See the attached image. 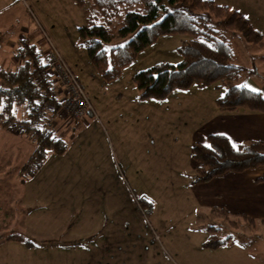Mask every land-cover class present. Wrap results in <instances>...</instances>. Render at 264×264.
I'll return each instance as SVG.
<instances>
[{"label": "rangeland", "instance_id": "obj_1", "mask_svg": "<svg viewBox=\"0 0 264 264\" xmlns=\"http://www.w3.org/2000/svg\"><path fill=\"white\" fill-rule=\"evenodd\" d=\"M15 1L8 0L9 3H3L8 8L0 17H12L19 13L18 20L26 19L23 10H18L13 3ZM21 1L24 3V0ZM212 1L242 14L252 28L262 35L264 42V0ZM30 8L33 9L32 6ZM73 11L55 4L48 8L46 14L54 22V30L62 31L49 33L48 36L65 52L71 48L86 55L85 50L74 42L76 33H69L73 30ZM83 12V9H79V26L84 24ZM45 22H50L46 16ZM216 28L222 29L220 25H216ZM9 30L8 28L6 31ZM226 36L233 44L235 63L250 70V74L242 76L237 84L260 92L263 96L264 46L252 49L239 33L226 32ZM187 38L185 35L161 36L139 52L116 79L104 81L98 75L96 79L83 82L82 88L86 96L92 103L94 100L99 107L98 112L93 115L97 123L92 121L90 126L81 128L80 131L75 127L69 133V139L65 141L67 150L63 154L47 156L46 164L39 165L31 173H28L31 166L28 162L18 169H10V162H19L25 151L18 148L19 143L11 145V136L15 132L0 127V177L3 180L1 185L10 192L8 196L3 195V199H0V234L20 233L25 240L33 241L37 244V252L43 258L42 264H214V259L218 258L228 261L225 252L212 249L211 254H206L198 245L199 239L204 238L206 234L216 235L210 229L208 233L205 226L220 224L221 218L213 215L191 216L189 201L181 194L177 195L181 185L171 181L172 175L177 177V171L185 161L182 157L186 139L182 132L185 129L190 130L187 129L190 124L186 122V117L190 116L188 113H194L198 117L199 103L196 101L200 98L208 102V97L213 95L219 98L224 89L209 87L207 90H200L198 97H195L194 101L192 99V105L179 106L177 101L169 98L176 97L179 100V90H173L167 99L140 100L132 81L134 74L156 63L176 64L180 61L176 47ZM8 51V62L13 64L17 57L15 59L11 49ZM192 119L195 121V118ZM173 138L178 140L177 144L173 143ZM14 152H17L15 157L12 155ZM174 155L180 159L178 163L172 162ZM50 163L59 167V170L51 167ZM26 175L33 176V183L41 176L44 177L39 184L45 186L38 188V193L50 186L47 193L45 192L47 195H71L66 207L75 209L71 219L67 221V231L64 232L66 235L43 228L44 223L48 225L45 222L46 219L49 221L47 215L51 217L52 214L53 218L54 214L52 210H43L44 215H41L42 209L38 207L40 202L27 214L26 222L23 221L25 217L21 215L25 208L18 203L15 207L12 202L17 200L21 191L18 179ZM52 178L55 179L53 183L48 180ZM142 199L146 200V203ZM57 202L61 204L62 200ZM109 225L122 226L127 228V232L118 228L119 230L113 229L106 235L105 230ZM250 227L255 235L251 236L259 255L250 256L251 247L245 245L244 236L247 235L242 232L243 235L238 234V251L234 252L239 258L236 264H264V234L260 232L264 228L259 221H255V226ZM92 228L95 231L97 229L95 238L98 236V245L107 242L108 246H111L107 255L97 254L94 246L88 245L86 240L89 236L86 234L90 233ZM71 229L73 233L69 235ZM153 233L154 241L150 242L148 239L153 237ZM68 235L86 237L73 241L66 239L65 236ZM45 236L48 239L42 241ZM22 249L21 244H7L0 249V254L6 252L7 257L11 259L26 256L30 259L32 255L24 253ZM94 255L98 257L97 263L89 260V257ZM30 261H16L15 264H34V261Z\"/></svg>", "mask_w": 264, "mask_h": 264}, {"label": "trees", "instance_id": "obj_2", "mask_svg": "<svg viewBox=\"0 0 264 264\" xmlns=\"http://www.w3.org/2000/svg\"><path fill=\"white\" fill-rule=\"evenodd\" d=\"M74 1L84 10V24L76 30L75 43L85 50L89 62L104 81L116 79L139 52L159 37L185 35L188 38L176 47L180 61L176 64L156 63L133 75L132 81L140 100L163 99L173 90L190 86L213 87L224 89L223 95L215 101L219 112L244 110L264 113V97L260 92L237 84L242 76L250 74V70L235 63L234 47L226 32L239 33L252 49L264 46L262 35L238 11L212 0ZM29 48L25 53L30 59L12 71L0 69V102L3 99L10 102L15 97L19 103L29 101L34 106L43 92L51 87L49 76L42 80L35 78L36 73L46 70L47 66L41 64L40 55ZM12 104L9 103L10 106ZM52 105L53 111L59 110L56 101ZM10 117L14 118L11 114ZM36 143L28 163L35 157L39 165L48 150L61 154L65 149L63 141L49 132L45 136H37ZM191 159L194 166L190 183L208 182L227 172L264 168V143L248 140L233 146L226 136L210 134L206 143L192 145ZM34 169L30 167L28 173ZM256 182L264 183V171ZM142 201L146 203V200ZM225 218L235 227L241 224L240 219L228 221L227 215ZM236 218L253 223L246 216ZM210 230L216 235H209L205 247L223 246L233 238V235H218L215 227H210ZM0 241L22 242L26 248L36 247L33 241L25 240L20 234L7 235Z\"/></svg>", "mask_w": 264, "mask_h": 264}, {"label": "crops", "instance_id": "obj_3", "mask_svg": "<svg viewBox=\"0 0 264 264\" xmlns=\"http://www.w3.org/2000/svg\"><path fill=\"white\" fill-rule=\"evenodd\" d=\"M3 3H9V2L8 0H0V14L3 13L4 10L8 8L6 4L4 5ZM13 3H15V6L18 8V10L20 8L23 10V14H25L26 19L18 20L19 13L13 15L12 17H0V69L2 71L5 72L12 71L15 68H17L21 63H23L25 60L30 59L27 53L24 52L21 54V57L16 59L17 57L16 55L20 51L19 46H20V41L22 39L27 40L28 48L29 46L32 47L33 51L38 55H40L41 64H44L46 62L49 43L60 53L58 49L59 45H57L56 43L54 44L53 41L48 36L50 35L49 33L52 34L57 31L59 32L61 31V29L54 30V22L51 21V19L46 14L47 9L53 7L54 4L74 10L73 11L74 19L73 17L71 19L73 23L72 25L73 30L69 31V33L73 31L74 33H76V30L79 27L80 24L79 9L81 10L82 8L74 0H24V3L21 0H16ZM30 6H32L33 11L31 10ZM45 16L50 20L49 23L45 22ZM76 17L79 18L76 19ZM82 17L84 20V14H82ZM13 26H15V28L11 29V27ZM8 28L11 31L10 30L6 31ZM8 32L11 34H7ZM12 33L14 34L12 35ZM60 33H62V31ZM19 34H21V36ZM15 35H17L16 36L17 39ZM44 36L48 38L49 43L45 41ZM28 48L26 52L30 49ZM59 48L62 51V54L60 53V55L63 57L64 61L72 70L74 76L76 77L81 87L83 85V82L87 83V81L93 80V78L96 79L98 74L94 70L91 63L88 61L87 55H84V53H82L79 50L74 51L71 48H68L69 50L65 52L64 50H62L61 47ZM8 49L12 50V53L16 59V62H14L13 64H9L8 62V57H9ZM262 80L263 78L260 79V81ZM207 88L209 87L190 86L187 89L178 91L179 92L178 96L180 97L178 98L179 100H177L176 97H169L171 96V93L173 91L164 99H167L169 97L170 100L177 101V103H179V106L184 104L192 105L193 104L192 99L194 101L195 97H198L197 94H200V90H207ZM137 96H138V92H137ZM216 97L217 95H213L212 97L209 96L207 99L208 102H205L204 99L199 98V100L196 101L197 103H199L197 106L198 117L195 116L194 113L191 115L190 112L188 113L190 116L188 117L185 116L186 122L190 124V126L187 128L190 130L187 131L185 129L184 132H182L186 139L185 144L187 148V149L184 148V156L182 157L183 161L184 159L185 161L182 163V165H180V170L177 171V177L176 175L175 177L172 175L171 181L178 182V184L181 185V188L178 190L177 195L181 194L182 197L187 198L190 205L189 213L191 216L213 215L216 217H220L221 218L220 224L211 227L217 228L218 235L220 236L233 235L232 240H229L227 244L210 249L209 247L204 246V243L207 241L209 237V234H206V236L204 237L206 239L204 238H201L202 240L199 239L200 242L198 245L201 251L206 254H211L210 250L214 249L215 251L225 252L227 254L228 261H226L225 259L218 258V260L214 259V264H236L237 263L236 261H238L239 258L235 256L234 252L238 251L237 239L238 238L240 239V236H238V234H242V232H244L247 235L244 236L246 237L244 238V241H246L244 243L247 247H251L252 254H250V256L259 255V253L257 252L258 249L256 248V243L254 242V239H252V236L254 234L251 232L252 230L250 226H255V221H259L261 226H263L264 228V183L256 182L257 177L264 171V168L258 167L254 169H248L239 173L227 172L220 176L214 177L208 182L192 184L190 183V177H191L190 173H192L194 165L191 159V149L194 143H203V144L206 143V138L210 134H222L226 136L229 142L233 146H236L248 140L261 141L262 143H264V113L249 112L244 110H237L231 113H221L219 112L216 106V102H215L217 99ZM89 101L92 104L93 113L92 114L86 113L81 118H74L71 116L60 117L56 114V111L53 112L51 111V113L50 112L48 113L54 125L53 129L51 130V135L56 139H61L65 144V149L63 153L67 150L65 141L69 139L67 137L69 136V133L73 129H75V127L78 129L77 131H80L81 128L85 129L88 126H90V123L92 121L93 122L97 121L96 119L93 118V115L95 116V113L98 112L97 110H99V107L94 102V100L93 103L90 99ZM185 110L186 111L188 110L187 107L185 108ZM9 113L11 114V116H13L18 120H24L27 119L29 116V108L27 107V105L17 102L15 106L13 105L9 107ZM192 117L195 118V121L192 119ZM179 125L183 126V124H179ZM0 127L4 128L3 126ZM10 143L12 146L19 143L20 145L18 146V148L20 147L23 149V151H25L23 156L19 158V162L18 160H12L10 162L11 163L9 165L10 169H18V167H21L23 164L28 162V159L34 152L37 146L36 138L30 136L28 131L24 130L21 133H15L14 135H12ZM173 143L177 144L178 140L173 138ZM16 153L17 152L12 153L13 157H15L14 154ZM53 154L54 156L57 155L56 152L52 150H48L46 152L45 158L39 165L42 164L44 166L46 164L45 162L47 160L46 159L47 156L50 157ZM171 160L174 163H178L180 159L177 157V155H174L173 159ZM51 164L52 163H50V165ZM51 167H55L57 171L59 170L58 169L59 167H56L55 164L51 165ZM15 177L17 178V175H15ZM43 178L44 177L41 176L40 178H38L36 182L33 183V176L20 177L18 179V183L21 191L19 192L20 193L19 197L17 196L18 197L17 200L13 201L12 204L15 207L19 204L20 206L25 208V211H23L21 217L23 218L25 217L23 221L26 222L25 219H28L27 214L33 209H35L37 207V203L40 202L38 207L42 209L41 215H44L43 210H47V211L52 210L54 214L53 218H52L53 216L52 214L51 217L46 214L49 221H47V219L45 220V222L48 223V225L44 223L43 228L46 231L48 230L54 233L60 232L61 234L63 233V235H66L64 234V232L67 231V225H68L67 221L71 219L73 215L72 211L75 209V208L73 209L70 207H66L67 201L71 195L68 196L65 194L47 195L46 193L47 190H49L50 186L44 189V191L38 193L37 192L38 188L45 186V184L43 185L39 184L40 180H43ZM45 180L46 179H44V183ZM48 180L53 183V180L55 179L52 178ZM2 182L3 180L0 177V199H3V197L1 198V196L3 195L8 196V193H10L8 190L6 191V189H3V185H1ZM94 182H96V179L94 180ZM58 200H62L61 204L57 202ZM217 210H220L219 213L217 212ZM225 215L229 217L228 221L240 219L241 224L235 227L233 224L229 222L227 223ZM242 216L251 218L253 220V223L249 224L246 222V220L244 221V219L242 218H236ZM74 224L75 222H73V225ZM111 226L112 225H109V227L105 230L106 235L109 232H111L113 229L119 230L118 228H120L122 231L127 232V228H124L122 226L119 225H115L113 227ZM69 227L71 228V226ZM72 229L69 235H72L73 233ZM205 229L209 233L210 226H205ZM96 231L94 230V228H92L91 232L90 233L88 232L86 234V236H89L88 240L86 241L89 242L88 245L91 244V246H94V248L96 249L95 252L97 254L107 255L111 246H108L107 242L98 245V239H96L98 236L95 238ZM260 232L264 234V230ZM13 233H17V232H13ZM154 234L155 233H153V237L151 236L152 239L150 237L148 241L150 242L154 241ZM0 235H1L0 236V240H1L3 237L7 235H15V234H11V232H8L5 235L3 234ZM69 235L65 236L66 239L68 240L72 239L73 241H77V240L80 241L83 239V237H86L81 235H74V236H69ZM50 237H52V239L54 238V236H50ZM46 239L48 238L46 237L45 239H41V240L44 241ZM12 243H15L17 245L21 244L23 246L22 250L24 251V253L31 254L32 256H30V259H28L29 256L24 257L25 259L23 257L11 259L7 257V253L5 252L3 255L0 254L1 256L0 264L1 263L15 264L16 261L18 263H22L23 260L24 261L32 260L30 262L32 263L34 261V264L43 263V258L37 252L36 248H26L22 242L0 241V249L6 246L7 244L11 245ZM114 247L116 248L117 246ZM32 253L37 254L39 256L33 255ZM89 260L90 262L95 261L97 263L98 257L97 255L90 256Z\"/></svg>", "mask_w": 264, "mask_h": 264}, {"label": "built area", "instance_id": "obj_4", "mask_svg": "<svg viewBox=\"0 0 264 264\" xmlns=\"http://www.w3.org/2000/svg\"><path fill=\"white\" fill-rule=\"evenodd\" d=\"M44 39L49 43L46 36H44ZM19 48L20 51L16 55L17 58L21 57L23 52H26L28 48L27 40L22 39ZM44 64H46L47 69L38 71L35 78L42 80L46 76H49L52 83L51 87L43 92L34 106H31L29 101H25L24 104L28 108L30 106L32 110L29 108V116L24 120L11 118L9 115V103L12 102V106H15L18 102L17 99L13 97L10 102L3 99L0 105V126L15 133H21L27 128L29 135L35 138L37 136H45L47 132L51 134L54 125L48 113L53 111V101H56L59 107L56 114L60 117L71 116L81 118L86 113H93L92 104L83 88L60 53L50 43L47 51V59ZM30 165L32 168L39 166L35 157L32 158ZM155 239H157V236Z\"/></svg>", "mask_w": 264, "mask_h": 264}, {"label": "snow or ice", "instance_id": "obj_5", "mask_svg": "<svg viewBox=\"0 0 264 264\" xmlns=\"http://www.w3.org/2000/svg\"><path fill=\"white\" fill-rule=\"evenodd\" d=\"M0 104H2V102H0Z\"/></svg>", "mask_w": 264, "mask_h": 264}]
</instances>
